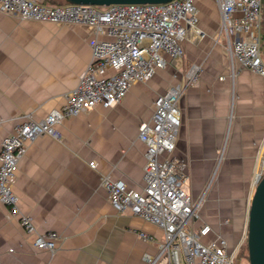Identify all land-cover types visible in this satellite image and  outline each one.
<instances>
[{
	"label": "crops",
	"instance_id": "0c3cea01",
	"mask_svg": "<svg viewBox=\"0 0 264 264\" xmlns=\"http://www.w3.org/2000/svg\"><path fill=\"white\" fill-rule=\"evenodd\" d=\"M196 4L204 36L187 37L183 56L136 82L121 102L64 119L61 140L42 135L29 143L15 192L39 232L58 233V249L36 248V234L0 202V264H147L145 255L158 253V242L139 232L161 238L162 229L130 210L118 212L102 179L110 175L130 189L144 187L147 146L140 124L152 119L159 95L187 83L195 64L200 78L179 100L182 125L172 156L185 162L184 188L199 204L194 227L210 224L228 239L240 264H250L243 250L264 149V77L239 61L232 64L217 1ZM93 37L84 25L0 11V151L27 115L43 119L65 103L92 61Z\"/></svg>",
	"mask_w": 264,
	"mask_h": 264
},
{
	"label": "built area",
	"instance_id": "2783aa9c",
	"mask_svg": "<svg viewBox=\"0 0 264 264\" xmlns=\"http://www.w3.org/2000/svg\"><path fill=\"white\" fill-rule=\"evenodd\" d=\"M221 16L220 33L226 39L232 64L239 61L264 77V0H216ZM197 0H172L158 4H47L41 0H0V11L24 20L84 25L94 34L90 40L92 61L78 86L66 94L65 103L43 119L27 115L4 138L0 151V202L19 216L27 233L36 234L34 246L55 253L58 233L39 232L31 215L22 213L15 192L20 162L29 143L42 135L61 140L58 126L66 118L88 113L98 105L121 102L136 82L151 79L159 69L184 55L183 41L202 38ZM105 35L107 39L99 36ZM113 72L108 74L109 70ZM201 67L192 65L186 84H176L155 100L150 121L139 127L146 146L144 187L130 189L122 179L104 175L102 184L120 213L132 211L163 231L161 238L140 231L142 239L158 242L156 255L146 254L147 264H240L224 235L210 224L195 228L199 204L184 188L185 162L172 156L182 125L179 100L187 85L200 78ZM223 79V77H221ZM92 168L98 163L90 162ZM264 175V149L258 176ZM212 233L215 235L210 236Z\"/></svg>",
	"mask_w": 264,
	"mask_h": 264
},
{
	"label": "water",
	"instance_id": "95a60500",
	"mask_svg": "<svg viewBox=\"0 0 264 264\" xmlns=\"http://www.w3.org/2000/svg\"><path fill=\"white\" fill-rule=\"evenodd\" d=\"M172 0H62L63 3L110 6L114 4H158ZM248 258L250 264H264V175L259 179L249 213Z\"/></svg>",
	"mask_w": 264,
	"mask_h": 264
},
{
	"label": "trees",
	"instance_id": "16d2710c",
	"mask_svg": "<svg viewBox=\"0 0 264 264\" xmlns=\"http://www.w3.org/2000/svg\"><path fill=\"white\" fill-rule=\"evenodd\" d=\"M43 2L47 3V4H61V3H63L62 0H43ZM243 252L244 253L247 252V254H248V246H247V244L245 245Z\"/></svg>",
	"mask_w": 264,
	"mask_h": 264
},
{
	"label": "rangeland",
	"instance_id": "374dc122",
	"mask_svg": "<svg viewBox=\"0 0 264 264\" xmlns=\"http://www.w3.org/2000/svg\"><path fill=\"white\" fill-rule=\"evenodd\" d=\"M225 40H226V39H225ZM245 253H246V254H245ZM245 253H244L245 257L248 258V254H247V252H245ZM247 262H248V261H247Z\"/></svg>",
	"mask_w": 264,
	"mask_h": 264
}]
</instances>
